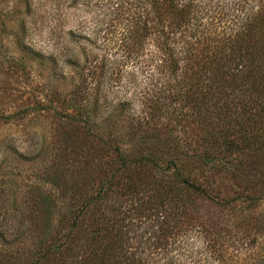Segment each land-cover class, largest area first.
<instances>
[{
  "label": "trees",
  "instance_id": "1",
  "mask_svg": "<svg viewBox=\"0 0 264 264\" xmlns=\"http://www.w3.org/2000/svg\"><path fill=\"white\" fill-rule=\"evenodd\" d=\"M94 1L98 27L78 36L111 42L148 82L159 72L157 92L143 93L145 116L124 143L112 129L128 101L101 86L106 52L87 60L68 29L62 51L46 55L15 19L18 56L3 73L14 65L45 81L33 108L53 122L52 152L28 185L26 217L0 179L1 241L31 235L0 264H264V0ZM67 65L75 79L60 91ZM28 138L31 147L2 138L0 148L34 157L48 146Z\"/></svg>",
  "mask_w": 264,
  "mask_h": 264
},
{
  "label": "rangeland",
  "instance_id": "2",
  "mask_svg": "<svg viewBox=\"0 0 264 264\" xmlns=\"http://www.w3.org/2000/svg\"><path fill=\"white\" fill-rule=\"evenodd\" d=\"M27 13L23 12L22 0H0V140L2 138L11 139L18 148L25 149L31 147L28 138L32 133H37L39 141L42 144L48 145L52 136L53 122L45 115L42 109H34V100L36 95L45 81L36 72L29 70V74L33 77L32 80L21 76L17 72V68L11 65L10 72L6 76L3 71L6 69V59L9 56L17 57L18 49L16 48L14 39V31L16 29L15 19L18 16L24 15L26 24V42L34 48L40 49L43 53L58 54L66 43V30L75 31L77 42L73 48L80 50L84 48L87 60L99 63L100 54L106 52V58L109 69L103 74L101 86L104 89L108 88L110 98L108 100L115 101L118 98H127L128 106L125 108L122 127L114 126L112 133H115L124 143L127 142V133L135 127L138 118L145 116L146 100L143 93L150 96L151 90L157 92L160 83L161 74L154 70L152 72L151 81H147L149 71L141 67H134V72L129 73V63L123 65L122 57L119 51H116V46L111 42L105 47H95L93 36L90 41H86L79 37V34L91 33L98 27L96 21L97 13L94 10V0H90L85 4L83 0H27ZM23 13V14H22ZM101 17V16H100ZM107 18V17H106ZM100 21V25H107L110 21ZM103 22V23H102ZM110 27V26H109ZM106 31V29H104ZM111 34H107V38ZM98 45V43H97ZM63 46V47H62ZM65 78L60 80L56 89L63 91L69 87V78L74 77L73 68L63 66L61 69ZM71 81V80H70ZM93 83L90 82L91 85ZM156 84V85H155ZM153 86H157L152 87ZM66 87V88H64ZM64 88V89H63ZM145 94V95H146ZM28 106L23 117L12 118L10 120L3 119V116L23 107ZM44 146V147H45ZM38 155L31 157H20L14 154L9 149L0 148L1 163H0V179L11 191L10 201L19 209V214L26 217L28 214L27 207V189L28 185L39 183V171L44 168L49 156H51V148H47ZM42 189L47 187L42 184ZM264 208V203H262ZM1 202H0V221H1ZM16 214V212H15ZM30 233L24 231L22 235H13V238L8 242L9 245L3 244L0 239V253L3 249L7 251H17L26 248L30 241ZM26 239V240H25Z\"/></svg>",
  "mask_w": 264,
  "mask_h": 264
}]
</instances>
